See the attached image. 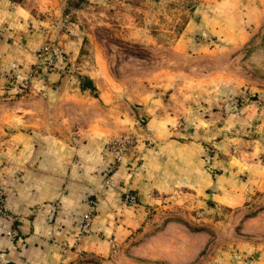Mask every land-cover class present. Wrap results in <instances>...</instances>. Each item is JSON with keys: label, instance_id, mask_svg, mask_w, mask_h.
<instances>
[{"label": "rangeland", "instance_id": "obj_1", "mask_svg": "<svg viewBox=\"0 0 264 264\" xmlns=\"http://www.w3.org/2000/svg\"><path fill=\"white\" fill-rule=\"evenodd\" d=\"M12 1L32 15V28L48 32L38 52L50 44L39 57L40 64L49 56L56 63L54 84L91 78L94 87L79 95L84 128L120 121L123 103L140 105L172 136L205 146L200 157L212 185L196 192L176 182L161 199L145 202L148 225L132 240L135 248L140 241L153 244L154 232L172 224L182 229L180 255L190 257L177 264H264V0ZM21 83L32 86L27 78L15 87ZM22 92L0 93V147L12 143L8 133L19 126L34 127L31 133L63 129L47 116L60 108L48 106L39 92ZM30 110L41 116L31 118ZM220 175L234 181L228 200L216 183ZM0 185L5 201L1 177ZM146 252L124 250L118 264H170Z\"/></svg>", "mask_w": 264, "mask_h": 264}, {"label": "crops", "instance_id": "obj_2", "mask_svg": "<svg viewBox=\"0 0 264 264\" xmlns=\"http://www.w3.org/2000/svg\"><path fill=\"white\" fill-rule=\"evenodd\" d=\"M21 9L12 0H0V93L23 90L31 97L39 92L48 106L60 108L47 116L56 118L63 129L31 133L34 127L19 126V131L8 133L12 143L0 147V177L6 191V210L0 213V264H118L120 253L131 249L141 250L142 255L143 249L153 251L154 258L170 264L188 261L189 256L180 255L186 249L179 243L182 229L172 224L154 232L153 244L140 241L135 248L132 240H140L147 229L144 203L163 197L175 187L172 184L196 192L209 189L214 179L200 157L205 146L200 140L172 136L140 105L131 108L123 103L120 121L107 126L97 120L98 126L84 128L78 118L84 103L77 77L53 83L60 73L55 71L56 63L40 64L39 55L44 53L38 52L48 32L32 28L36 25L32 15ZM22 33L26 41L20 45ZM27 78L32 81L30 88L24 89L22 83L15 87ZM27 114L41 116L35 110ZM123 139L129 141L127 150L117 161L110 142ZM106 175L108 183L103 181ZM218 182L225 192L223 199H230L226 191L234 181L220 175ZM129 192L137 196L134 205L123 202ZM89 197L96 200L92 232L75 241ZM190 238H184L186 246ZM147 252L144 255L152 257Z\"/></svg>", "mask_w": 264, "mask_h": 264}, {"label": "built area", "instance_id": "obj_3", "mask_svg": "<svg viewBox=\"0 0 264 264\" xmlns=\"http://www.w3.org/2000/svg\"><path fill=\"white\" fill-rule=\"evenodd\" d=\"M50 51V44L48 42H45V44L42 46L41 53L47 54ZM48 60L51 62V57L49 56ZM22 86V85H21ZM24 86V85H23ZM26 86V85H25ZM75 141V139H74ZM128 139H123V140H115L113 142H110V146L113 148V150L116 152V160L119 161L122 159L125 151L127 150V145H128ZM104 183H108L109 176L104 177ZM88 203H89V208L84 211L78 220V232L75 235V241L80 240V238L85 235L89 234L92 232L91 229V222H92V217H93V211L95 209V199L89 197L88 198ZM137 201V196L134 193H126L124 194L123 197V202L125 204H130L134 205ZM6 210V207L4 205L3 201V190L2 186L0 185V213H4ZM73 244H69V246H72Z\"/></svg>", "mask_w": 264, "mask_h": 264}, {"label": "trees", "instance_id": "obj_4", "mask_svg": "<svg viewBox=\"0 0 264 264\" xmlns=\"http://www.w3.org/2000/svg\"><path fill=\"white\" fill-rule=\"evenodd\" d=\"M78 77V81H79V86H80V88L83 90V89H85V88H92V87H94V84H93V82H92V80H91V78L90 77H84V80L83 81H80V79H79V75L77 76Z\"/></svg>", "mask_w": 264, "mask_h": 264}]
</instances>
